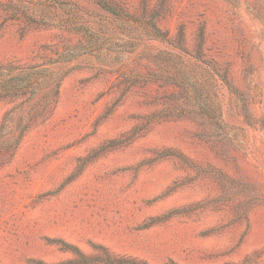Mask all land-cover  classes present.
Instances as JSON below:
<instances>
[{
    "label": "rangeland",
    "instance_id": "obj_1",
    "mask_svg": "<svg viewBox=\"0 0 264 264\" xmlns=\"http://www.w3.org/2000/svg\"><path fill=\"white\" fill-rule=\"evenodd\" d=\"M0 264H264V0H0Z\"/></svg>",
    "mask_w": 264,
    "mask_h": 264
}]
</instances>
